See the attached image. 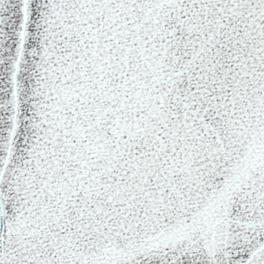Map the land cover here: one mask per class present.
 <instances>
[{
  "label": "snow or ice",
  "instance_id": "snow-or-ice-1",
  "mask_svg": "<svg viewBox=\"0 0 264 264\" xmlns=\"http://www.w3.org/2000/svg\"><path fill=\"white\" fill-rule=\"evenodd\" d=\"M0 264H264V0H0Z\"/></svg>",
  "mask_w": 264,
  "mask_h": 264
}]
</instances>
